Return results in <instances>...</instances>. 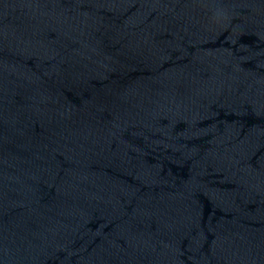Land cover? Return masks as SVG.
Masks as SVG:
<instances>
[{"label":"water","instance_id":"water-1","mask_svg":"<svg viewBox=\"0 0 264 264\" xmlns=\"http://www.w3.org/2000/svg\"><path fill=\"white\" fill-rule=\"evenodd\" d=\"M0 264H264V0H0Z\"/></svg>","mask_w":264,"mask_h":264}]
</instances>
